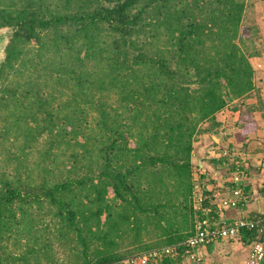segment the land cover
I'll return each mask as SVG.
<instances>
[{"label":"trees","instance_id":"1","mask_svg":"<svg viewBox=\"0 0 264 264\" xmlns=\"http://www.w3.org/2000/svg\"><path fill=\"white\" fill-rule=\"evenodd\" d=\"M246 7L0 0V30L9 31L0 61V264H105L195 233L213 190L194 206V184L214 180L193 177L194 142L217 131L224 109L241 134L264 112L253 67L260 29L244 22ZM236 169L244 170L235 161Z\"/></svg>","mask_w":264,"mask_h":264},{"label":"crops","instance_id":"2","mask_svg":"<svg viewBox=\"0 0 264 264\" xmlns=\"http://www.w3.org/2000/svg\"><path fill=\"white\" fill-rule=\"evenodd\" d=\"M259 1L260 0H256L254 4L257 5ZM259 13L260 15L257 13L256 24L259 26V29H260L259 41H260L261 51H260V55H258L253 60V67L255 71L254 73L255 84L257 87L261 88V90H263L264 92V1H262V11H260ZM223 113H226V112H224L223 110L217 114V120L220 122V127L217 129V131L216 132L211 131L209 133H204L200 135L199 139L194 142L192 162L194 160H197V166L200 169V172L202 173L204 172L205 175L210 176L209 179L214 180V182H208L206 185L202 184L204 185L205 189L213 190V199L211 200L212 210L208 208V211H211L209 217L213 216L215 218H224L228 220L239 218V217H242L243 215L253 217V216H256L258 212H264V112L259 111L258 113L253 115L255 122H256V127L252 131H248L247 133L243 134L244 138L241 137V139L243 140L242 144L247 142L249 146L250 144L255 143L256 145H258V148L261 149V153L257 154V156L254 157L253 159L254 163L250 161L245 162V167L247 169L249 168L250 165H253L254 167H257L256 170H259V172L258 171H256V173L247 172L246 179H244L241 183L242 189L246 191V193L248 194L246 195L247 202L244 208L220 207V200L231 196V189L235 187V184H232L231 182L232 173H228L227 175L219 174L218 166L214 164L205 163V161L201 159L202 156H204L202 155V153H205L206 151L213 152V151H209L211 149L206 147V145L209 142L214 144V148L219 149L221 147H224L223 145L220 144L221 140L223 139L221 138V135L220 137H218V139H220L219 141H216L213 135V133L217 134L220 130H222V133L220 134L227 133L225 131L226 129L224 128L225 122L227 123V120L226 119L224 120V118L222 117ZM231 118L232 117L230 115V118L228 119V124H231ZM231 125L232 126L229 125V127H231L229 128L230 129L229 133L231 134L236 133L234 130L235 127L233 126V124ZM207 136L209 137V140L211 141H208L207 144H203V141L207 138ZM222 155H226L225 149L222 151ZM214 156L219 158L220 154L215 153ZM206 169H209V172H207L208 174L205 171ZM256 238H258V235L255 237V239ZM262 238H263L262 242L264 244V233H262ZM255 239L245 242L242 239V236L240 235L238 242L240 241L239 245L243 247V250L245 247L247 250H250L252 243L255 241ZM226 240H229V239H226ZM219 241L223 242L225 240H219ZM216 247L217 245H215L214 243L209 244L206 247H201L200 253L203 255V259L205 260V257H204L205 253H207L210 249L212 250L213 248H216ZM206 261H204L203 264H210Z\"/></svg>","mask_w":264,"mask_h":264},{"label":"built area","instance_id":"3","mask_svg":"<svg viewBox=\"0 0 264 264\" xmlns=\"http://www.w3.org/2000/svg\"><path fill=\"white\" fill-rule=\"evenodd\" d=\"M247 177L242 169H236L232 173L231 182L235 187L231 189V196L220 200V207L244 208L247 197L239 184ZM204 185L196 182L194 184V206L201 204L205 199ZM243 230L264 233V212H258L256 216H242L234 219L202 217L196 222L195 233L186 239L160 249H153L149 252L136 256L110 261L105 264H158L164 257L172 259L173 264H203L201 247L219 240L232 239L241 235ZM264 258V244L255 240L249 250V256L244 264H260Z\"/></svg>","mask_w":264,"mask_h":264},{"label":"rangeland","instance_id":"4","mask_svg":"<svg viewBox=\"0 0 264 264\" xmlns=\"http://www.w3.org/2000/svg\"><path fill=\"white\" fill-rule=\"evenodd\" d=\"M254 2H256V0H247V7H246V10L244 12V17H243L244 22L246 24H256L257 13L260 15L259 12L262 11V1L260 0L257 5L254 4ZM8 32H9L8 29H2L0 31V39L3 40L4 42H6L8 39ZM253 100L254 99H248V102L253 101ZM224 112L226 113H223L222 117L224 118V120L225 119L227 120V123L225 122V127H224L227 133L220 134L222 133V130H220L217 134L213 133L214 139L216 141L220 140L218 139V137H220L221 135V138L223 139L221 140L220 144L223 145L224 147H221L218 149V148H214V144L210 142L207 144L208 141H211L209 140V137L207 136V138L203 141V144H207L206 147L211 149L209 151H213V152L206 151L205 153H202V155L204 156H202L201 159L204 160L205 163L213 164L211 160L218 158L214 156L215 153L220 154L219 158L226 156L227 159H225V161H227V163L218 164L220 165L218 166L219 174H222V175H227L228 173H230L229 167L231 166V163L235 161L237 164L243 166L244 171L246 173L247 172L256 173V171L259 172V170H256L257 167H254L253 165H250L249 168L247 169L245 167V162L250 161L254 163L253 159L254 157L257 156V154L261 153V149L258 148V145H256L255 143H252L249 146L247 142L242 144L243 140L241 139V137H243V134L239 132V128L234 123L236 117L233 116L232 112L229 109H224ZM258 112L259 111H255L253 115H255ZM230 115L232 117L231 124H233V126L235 127L234 130L236 132L232 134L229 133V130H230L229 128H231L229 127V125L230 126L232 125L228 124V119L230 118ZM200 135H198L196 140L199 139ZM224 149L226 150V155H222V151ZM192 164H193V167H192L193 177L197 180L200 175L204 174V172L203 173L200 172V169L197 167V160H194ZM205 171L207 173L209 172V169H206ZM205 176H206V182H207V179H209L210 176L209 175L208 176L205 175ZM197 182L200 183L198 180ZM111 194L112 192L109 191V195ZM239 237L240 235H237L235 238H232L229 240L225 239V241L223 242L218 241L214 243L215 245H217V247L213 248L212 250L210 249L207 253L204 254V257H205L204 261L207 260L206 262L210 264H244L245 260L249 256V250H247L246 247L243 250V247L239 245V242H240V241L238 242Z\"/></svg>","mask_w":264,"mask_h":264},{"label":"water","instance_id":"5","mask_svg":"<svg viewBox=\"0 0 264 264\" xmlns=\"http://www.w3.org/2000/svg\"><path fill=\"white\" fill-rule=\"evenodd\" d=\"M6 42H4L3 40L0 39V61L3 58V51H4V47H5Z\"/></svg>","mask_w":264,"mask_h":264}]
</instances>
